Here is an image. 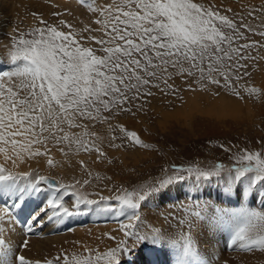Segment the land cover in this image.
<instances>
[{"label":"snow or ice","instance_id":"snow-or-ice-1","mask_svg":"<svg viewBox=\"0 0 264 264\" xmlns=\"http://www.w3.org/2000/svg\"><path fill=\"white\" fill-rule=\"evenodd\" d=\"M91 11L104 16L103 20L97 18L93 21L102 27L86 26L77 32L71 30L72 26L66 21H61L70 29L65 32L41 19L43 28L21 33L19 39L13 38L15 51L11 53L12 64L23 63L24 66L22 69L16 67L14 72H0V154L13 167L19 166L18 161L24 162L25 153L30 158L44 155L47 148L41 152L39 148L33 150V146L46 144L50 139L57 144H75L78 150L100 152L99 146L88 140V137L99 139L90 126L105 124L112 129L114 115L131 113L134 116L136 113L130 105L138 101L136 107L142 109L148 103V98L154 96L151 91L153 87L165 96L175 95L179 89L168 81L177 75L185 77L188 90H195L188 83L192 80L201 90L211 85L228 90L237 99L243 100L241 89L233 80L234 69L238 66L236 58L255 59V56L246 57V50L257 46L264 48L258 41L234 47L236 41L248 39L245 33L264 36V31L257 32L252 24L245 23L243 16L239 22L230 19L221 14L215 4L205 3L204 0H112L102 7L91 8ZM255 12L257 9L254 7L249 13L252 19H256L253 15ZM259 12L260 27L264 28V6ZM84 32L89 35H83ZM93 32H102L103 35H92ZM25 35L30 38L25 39ZM92 43L98 47L90 46ZM228 61L235 62L229 64ZM4 77H7L6 81ZM14 78L20 80L21 86L16 84ZM160 83L166 86L167 91L160 88ZM243 91L251 95L259 94L261 90L245 87ZM119 128L134 144L150 147L143 143L136 132L126 131L123 125H119ZM117 138L112 137L113 140ZM52 163L49 159L48 164ZM245 178H249V187L252 188L264 182V156L259 151L242 150L231 167L216 163L209 168L195 165L163 168L161 175L154 178L151 184L131 190L117 187L116 191L120 194L114 199L118 207H111L110 204L100 207L108 198L101 197L100 201H94L81 195L76 197L70 210L66 206V197L71 198L64 191L66 186L57 187L56 182L52 183L53 179L35 170L14 171L0 163V195L20 197L18 207L25 193L40 191L44 186L53 188V193L41 208V212H47V215L37 221L38 225L53 218L62 219L86 212L93 205H97V213H113L139 222V210L144 202L174 183L192 180L193 187L198 188L216 181L223 185L226 194H231L233 186ZM83 183L87 185L89 181ZM189 199L192 200V209L186 211L188 219L178 221L182 227L187 224L189 231L182 242L170 240L182 248L185 256L196 254L192 235L196 223L193 221L205 224L211 220L206 202L202 204L192 196ZM214 215L220 224L232 231L233 241H246L241 243L243 249L264 251V211L241 207L230 213L220 210ZM37 216L39 213L34 214L28 222L29 232H32V221ZM5 217L10 224L15 223L7 205L0 207V221H4ZM3 230V226H0V264H41V261H32L21 254L20 250L27 247L26 240H22L14 249L11 242L5 240ZM120 231L124 239L114 247L103 252L88 249L87 255H74L71 258L65 255V264H121L125 256L144 242H165L161 229L155 227L150 234L142 233L137 223L130 222L121 224ZM109 238L117 239L114 236ZM46 264L53 262L47 261Z\"/></svg>","mask_w":264,"mask_h":264},{"label":"rangeland","instance_id":"rangeland-1","mask_svg":"<svg viewBox=\"0 0 264 264\" xmlns=\"http://www.w3.org/2000/svg\"><path fill=\"white\" fill-rule=\"evenodd\" d=\"M75 2L74 5L69 2L60 5L51 3L50 6L39 8L40 10L28 8L27 5H17L20 8L16 7L14 10V17L8 23L7 31L2 37L0 61H11V53L15 51L13 38L19 39L21 33L27 34L34 28H43L44 25L40 23L41 19L47 21L48 24L58 26L65 32L70 29L62 25L61 21H66L68 25L72 26L71 30L77 32L86 26L102 27L101 24L93 23L97 18L104 19L103 15L91 11V8H95V6L89 4L88 0H84L83 3L81 0H75ZM86 2L88 3L84 5ZM111 2L112 0H103L97 6L102 7ZM204 2L215 4L221 14L227 15L237 22L243 16L246 18L245 23L252 24L257 32L264 31V28L260 27L259 12V9L264 6V0H204ZM254 7L257 9V12L253 13L256 19L249 16ZM227 9H231V11H226ZM34 13L38 15H34ZM54 13H60V15H53ZM82 34L89 35L87 32ZM91 34L103 35L102 32ZM245 34L248 39L236 41L234 47L252 41H258L260 45H264V36ZM24 38L30 37L25 35ZM90 46L98 47L94 43ZM244 54L246 57L255 56L256 58L244 60L236 58L238 66L234 69L233 80L239 85L241 94L244 96L243 100L237 99L228 90L218 89L211 85L207 89L201 90L192 80H189L188 83L192 84L195 90H188L185 77L177 75L168 81L169 84L179 89L175 95L165 96L163 92L153 87L151 91L154 96L148 98V103L144 104L142 109L136 107L138 101L130 105L132 111L136 113L134 116L131 113L114 115L111 120L112 129H109L105 124L90 126V130L97 133L99 139L88 137V140L94 141L99 146L100 152L85 151L82 148L78 150L75 144L69 145L67 142L57 144L50 139L46 144L41 143L33 146V150L39 148L41 152H45V148H47L44 155L30 158L24 154L26 157L24 159H29L30 161L26 162L32 168H37L40 175L53 179L57 187L66 186L72 199L69 201V205L74 204L77 196L83 195L84 198L94 201H100L101 197L108 198L104 204L99 206L105 207L110 204L115 208L119 206L114 199L120 194L116 191L117 187L131 190L140 185L151 184L154 178L161 175L163 168L171 169L173 165L183 167L195 165L209 168L216 163H223L231 167L236 163V155L242 154V150L259 151L264 156V59L261 58L264 57V48L259 46L250 48ZM234 62L228 61L229 64ZM9 64L13 65L12 61ZM239 65H247V67ZM23 66V63H20L8 71L13 70L14 72L16 67L22 69ZM236 77L239 79L236 80ZM5 79L7 80V77ZM14 79L16 84L21 86L20 80ZM245 87H255L261 91L259 94L249 95L243 91ZM160 88L167 91L163 83H160ZM217 92L219 95H216ZM220 99H226V104L235 103L234 101L237 104L238 102L241 111H235L236 113L232 114L230 106L225 105L230 110H225L217 117L215 115L218 112L216 107L221 105L214 103ZM247 104L249 112L246 108ZM222 107L220 111L223 110ZM119 125H123L126 131L136 132L143 143L150 147L145 148L134 144L130 138L126 137L125 132L120 130ZM113 136L118 138L113 140ZM113 144L117 146L113 147ZM101 152L106 155H101ZM49 159L53 161L51 165L48 164ZM85 180H88L89 184L85 185L83 183ZM50 193L52 192L48 193L49 196ZM72 193L75 195H71ZM34 194L36 193L34 192ZM225 194L223 185L216 181L208 182L198 188L193 187L192 180L174 183L144 202L139 210L141 217L139 222L129 221L127 216L97 213V205L90 206L86 212L71 215L77 225L80 224V228L89 225V229L87 228L84 232L83 240H78L75 235H72L68 239L57 240L55 244H45V250L42 253L39 251V254L47 259L42 260L41 264H46L47 261L57 264L58 257L59 264H65L63 259L65 255L69 258L74 255H87L88 249L106 251L107 248L114 247L119 240L124 239L120 226L130 222L137 223L142 233L150 234L153 227L161 229L165 242L159 244L144 242L125 256L121 264H130L128 258H131L135 264H151L149 244L158 248L164 264H179V262L182 264L184 261L187 263L188 260H190L188 264H204V260L208 258L207 251L209 249L206 250L203 243L206 241V236L211 237L212 235L222 246L220 250L224 251L223 256L219 254L220 251H215L213 253L215 256L211 255L210 258L214 260V264H264V251L243 249L241 243H246V241H233L232 231L220 224L214 215V212L220 210L230 213L241 207L264 211V182L252 188L249 187V178H245L233 186L231 194L226 195L229 201L224 200ZM253 194L263 198L262 204L258 202V205L256 204ZM25 195L29 196L28 193ZM37 195L34 196V199H37ZM189 196L202 204L206 202L210 210L208 214L211 216V220L205 224L193 221L196 223V227L192 229V235L195 238L198 257L194 262L191 261L194 259L193 255L185 256L180 246L170 242V240L182 242L185 234L189 231L187 224L182 227L178 223L180 220L188 219L186 211L192 209V200L189 199ZM66 199L68 198L66 197ZM29 200L27 199V202L31 204L32 198ZM13 217L15 220L17 219L16 215ZM94 226L97 228H93ZM42 229L44 230L45 227ZM50 235L52 236V234H48L40 238ZM109 236H114L117 239L111 240ZM227 241L229 246H226ZM205 253L207 255H204ZM226 253L228 254L226 255ZM94 254L95 251H93ZM198 254L200 255L198 256ZM173 257L184 259L176 262Z\"/></svg>","mask_w":264,"mask_h":264},{"label":"bare ground","instance_id":"bare-ground-1","mask_svg":"<svg viewBox=\"0 0 264 264\" xmlns=\"http://www.w3.org/2000/svg\"><path fill=\"white\" fill-rule=\"evenodd\" d=\"M77 1H79V0H77ZM102 1L103 0H88L89 4H91V5L95 6V7H97V5L100 4ZM65 2H69V3L73 4V5L76 3L75 0H25V1L24 0H0V48H2V44H3L2 37L4 36L5 32L7 31L6 28H7L8 23L14 17V13L13 12L16 9V7H18L17 5H19V4L20 5H27L28 8H38L39 9V8H45V6L47 7L48 5L50 6L51 3H56V4L60 5V4H65ZM88 2L84 3V5L87 4ZM19 8L20 7H18V9ZM1 61H3V60H1ZM1 61H0V72H8V70L15 68L14 65H10L9 64L11 61L10 62H8V61L1 62ZM5 70H7V71H5ZM3 79L6 80L5 77ZM226 99H224V100L220 99V100H218L217 102L214 103L216 105H218L217 103H219L221 105L219 107L215 106L218 109L217 110L218 114L214 110L215 113H216L215 115H217V117H219L222 113H224L225 110L227 111V110L232 109V111H231L232 114L235 111L236 112L241 111V108L239 109L240 105L238 104V102H237L238 105L236 104V101H234L235 103H232V104H230L228 102H227L228 104H226V101H225ZM231 102H233V101H231ZM225 105L226 106H230V109H228L229 107L226 108ZM222 106H224V107H222ZM221 107L223 108V110L220 111ZM246 108H247V110L249 112V105L248 104L246 105ZM234 116H237V115H234ZM25 155H27V154L25 153ZM24 158H26V157H24ZM28 160L24 159L23 163H20L18 161L19 166L18 167H13L12 163L10 161L6 162L4 160L3 154H0V163L6 164L7 167L13 168L14 171L25 172V171L35 170L38 173L39 170H37V168H32V166H30L26 162ZM52 183L54 184V181ZM50 191L53 193V188L44 187L43 189L40 190V192L39 191L35 192L36 194H34V192L28 193V195H29L28 197L24 194L22 202L19 203L18 207L16 205H17V201L21 199L20 197L13 196L12 198H7V197H4V196L0 195V207H3L4 205H7L9 207V209L11 210L12 216L16 215L17 219H21L22 220V224H19L17 222V219L15 220L14 217H13V219L15 220V223L14 224H10L8 222V220H7V217H5L4 221H0V226H3V229H4L2 234H3V236H4L6 241H10L11 242L12 247L14 249H15L16 246L19 245V243L22 240H26L27 241V247L21 249L20 251H21V254L25 255L27 258H29L32 261H42V260L47 259V258H43L39 254V251H41V253H42L45 250V244H50V243L55 244V242L57 240H62V239L65 240L64 238L68 239V237H70L72 235H75L76 239L82 241L83 240V236H84V232L86 231L87 228L89 229V225L87 227H81L80 228L79 227L80 224L78 223L79 225H77V223L72 218L73 215L72 216L63 217L62 219L53 218L52 220H46L44 222V224H42V225H38L37 221L40 220V219H43L44 216L47 215V212H41V208L44 206L46 200L48 199V197H49L48 193ZM64 191H66L68 193V189L66 187H65ZM37 193H38V195H37ZM52 193H50V194H52ZM58 194H59V192H57V195ZM254 194H253V196H254V201H256V204H257V202L259 204H262L263 198L261 196H259V195H254ZM36 195L38 197H37V199H34V196L36 197ZM226 195L227 194H225L224 200L225 201H229V198ZM25 197L27 199H30V200L32 198L31 204H29V202H27V199ZM70 200H72V199L71 198L70 199L69 198L66 199V206H68L70 208V210H71L72 206L69 205V201ZM207 211H208V213L210 212L209 209H207ZM36 213H39V216L36 217V220L32 221V224L34 225V227H33L32 232H29L28 231V222L32 219L33 215L36 214ZM43 227H45L44 230L42 229ZM93 228H97V227L94 226ZM37 233H38V235H37ZM48 234H52V236L50 235L49 237L46 236V238H40L41 236H45V235H48ZM75 238H74V240H76ZM203 244L206 247V250L209 249L207 251L208 252V258H206L205 260L203 258L204 264H208L209 261H210V264H214L215 263L214 260H212L210 258L211 255L215 251H217V252L220 251L219 252L220 255L222 253H224L223 250H220V248L222 246L219 245V243L216 241V239H215V237H213V235L211 237H207L206 236V241ZM226 246H229L228 245V241H227ZM149 249H150L149 250V252H150L149 254L151 255L150 256L151 264H164L163 260H162V257L160 256L161 254L158 251V248H155L154 246L149 244ZM206 253L204 255H207ZM253 253H256V252H253ZM227 254L228 253H226V255ZM199 255L200 254H198V256ZM230 255H231V253H230ZM218 256H216V257H218ZM222 256H223V254H222ZM193 257H194V259L191 260V261L194 262V260L196 261V258H198L197 257V251H196V254L193 255ZM216 257L214 258L215 260H216ZM174 259H175L176 262H179V260L183 261L184 258L183 259L174 258ZM128 260H129L130 264H135L134 261L131 260V258H128ZM189 261L190 260H188L187 263H185V261H184L183 263L184 264H188ZM198 263H200V262L198 261ZM179 264H181V262H179Z\"/></svg>","mask_w":264,"mask_h":264}]
</instances>
